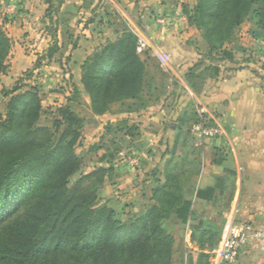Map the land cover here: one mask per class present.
Segmentation results:
<instances>
[{"label":"trees","instance_id":"1","mask_svg":"<svg viewBox=\"0 0 264 264\" xmlns=\"http://www.w3.org/2000/svg\"><path fill=\"white\" fill-rule=\"evenodd\" d=\"M56 1L57 6L62 2ZM46 2L49 15L52 0ZM100 9L86 20L90 37L72 41L69 58L78 67L81 91L95 116L109 112L114 103L136 100L145 74L134 34L112 29L105 36L111 28L109 12L106 6ZM183 15L188 26L201 32L204 56L213 61L230 60L232 49H241L234 35L245 22L249 36L264 41V0H196L192 8L184 3ZM5 22L0 12V75L8 68L10 49ZM202 67L199 61L184 77L195 94L204 86ZM23 80L1 90L7 101L0 114V264H172L174 253L182 261L176 235L165 222L173 217L191 227L192 198L199 191L189 186L184 194L176 192L174 175L167 171L150 190L152 205L135 220L121 221L114 209L97 203L108 169L99 167L70 185L83 167L75 145L84 119L62 106L43 124L38 91ZM112 128L113 123H106V134ZM125 129L129 136L135 130L138 134L137 127ZM119 150L111 139L105 148L108 161ZM208 258L200 253L197 264H208Z\"/></svg>","mask_w":264,"mask_h":264},{"label":"crops","instance_id":"2","mask_svg":"<svg viewBox=\"0 0 264 264\" xmlns=\"http://www.w3.org/2000/svg\"><path fill=\"white\" fill-rule=\"evenodd\" d=\"M187 2L62 0L57 12L58 16L63 14L69 19L70 30L78 29V36L89 38L86 20L106 6L109 14L116 15L126 25L125 30L141 32L152 47L169 55L170 69L169 72L164 70V80L160 74L162 67L150 52L141 55L149 79V86L144 84L142 94L150 102L134 115L142 134L141 140L148 141L152 148L161 142H171L172 146L183 144V128L194 136L200 154L187 153L179 163L183 175L194 177L193 188L199 194L192 198L193 219L191 227L186 225L183 240L188 250L185 254L180 247V251L183 256H188L189 264H197L200 253L209 255L208 264H214V251L229 217L252 233L264 231V41L252 39L248 34L249 24L245 22L235 30V45L241 49H232V59L213 61L205 57L204 47L193 41L197 38V31L187 25L183 15L182 3ZM48 7L46 0H0V12L6 19L2 29L10 42L6 59L8 68L0 75V96L2 88L11 87L32 70L33 75L25 78L23 83L34 86L43 95L52 91L46 97L52 96L53 101L62 104L63 101L53 93L62 91L56 86L59 76L56 62L62 59L61 62L66 63L73 51L71 45H68V51L61 49V25L53 21L55 15L52 11L47 15ZM8 8L13 10L7 12ZM79 16L83 17L77 28L71 17ZM48 27L53 28V38L46 31ZM53 45L57 50L50 53ZM199 61L205 69L204 86L200 94H195L184 77ZM68 80L70 87L67 91H73L71 76ZM84 104L89 112L87 118L115 121L116 115L113 114L93 115L86 98ZM69 106L73 108L71 104ZM195 112L207 113L209 124L220 127L221 134L199 140L192 131L193 120L187 119ZM169 119L175 121L169 122ZM139 156L136 158L139 178L144 177L151 166L157 169L166 163L172 167L178 161L165 155L163 159L155 158L146 165L144 153ZM105 185H108L106 181L103 187ZM235 264H264V238L250 239L240 250Z\"/></svg>","mask_w":264,"mask_h":264},{"label":"rangeland","instance_id":"3","mask_svg":"<svg viewBox=\"0 0 264 264\" xmlns=\"http://www.w3.org/2000/svg\"><path fill=\"white\" fill-rule=\"evenodd\" d=\"M187 1L189 2L187 3L189 4L190 8H192L196 0ZM183 5L184 3H182V8ZM52 7L53 9H51V11L55 15V19H53V21L57 25H61V49H63L64 51H68V45H71L72 41L75 39L74 37L76 35L78 37L79 35V33H77L78 29L77 31L76 29L70 30L67 24V22H69V19H65L63 14L58 16L56 0H52ZM79 17L74 18L76 20L71 17V22L73 21L72 23H74L77 28L83 16ZM49 19L52 21V18ZM108 22L111 24V28L107 29V31L105 32V36L110 35V31L112 29L121 32L126 28V25L120 22L116 15L109 14ZM191 28L196 30L198 33L197 38H195L193 41H198V44L202 48L205 47L201 38V32L194 27ZM46 31L48 35L52 36V38L54 37L53 28L48 27ZM136 33L141 34V32L137 30ZM83 45L84 47L86 46V44L84 43ZM56 50L57 48H55V52ZM141 58H143V56H141ZM61 60L62 59L56 62V67L59 71V76L56 78V86L57 88L59 87L62 91H54L53 93L55 94V97L57 99H61L63 101L62 104H60V102L57 100L53 101L52 96L51 98L46 97V95H51L52 91H47V94L44 93V95L38 91V94L41 100L40 104L43 112L41 122L43 124H48L49 121L54 117L55 109L62 106H69L70 104L73 108H71L70 106L69 107L71 109H75L77 111L76 114L84 119L83 126L80 130V138L75 145L76 154L83 160V167L78 173L70 178V185L75 183L80 178V176L88 174L99 167L108 169L109 171L104 174L103 178L104 182L106 181L108 185H105L106 187H103V183L97 191V203L105 204L114 209L119 215V219L124 222L135 220L138 215H140L152 205V201L148 199V196L151 195V187H154L157 181L163 182L164 173H166L167 171L172 172L174 175L173 187L176 189V192L184 194L185 187L194 186V177L183 175V169L181 167V164L179 163L181 162V158L187 153H190L193 156L200 154L199 146L195 141L194 136L186 128H183L181 133L183 144L177 143L172 146L171 142H161L158 145H153L155 147L152 148V146L148 144V141H142V134L140 133L139 127L137 126L136 116L134 115V113L136 114L137 111L144 110L146 108V105H148V102H150V100L144 97V93L142 94V92L136 100H125L111 105L110 110L107 113L116 115L115 121L111 120L106 122L105 118H101L102 121L95 120L93 118H87L89 112L87 111V107L84 104V98H86V101L88 103L89 111L91 110L88 98L81 91V86L79 85L78 67L77 65L72 64L73 60H66V63H62ZM144 64L146 65L145 60ZM162 69L160 68V74L162 76L161 80H164V78H166L164 77L166 73L164 72V69L163 71ZM31 71L32 70H29L27 74H23L24 79H27V77L30 78L33 75ZM71 71L72 73H70ZM54 73H57V71L55 70ZM70 76L72 81L71 86L73 84V86L78 89L77 93H75L74 91H67L70 87V85L68 84L70 83V81L68 80ZM148 81L149 79L145 66L143 86L144 84L146 87L149 86V83H147ZM6 101L7 98L6 100H4V98L0 100V114L4 113ZM194 110H196V108ZM191 114L192 113H190L187 119L189 120L191 118L193 120L192 124H195L199 115L197 114V112L194 113V116H192L193 114ZM202 115L206 119H208L207 113L202 112ZM121 121H125V125L121 124ZM174 121L175 119H169V122ZM105 122L113 123V128L109 134H106L105 132L106 124L104 126L102 125V123ZM125 126L128 128L133 127V129L137 127V136L136 130L132 131V133H134V136H129L128 134H126ZM111 139L119 144L120 150L114 156V159L108 161L107 154L105 153V148L108 146ZM112 148L113 147L110 148V151H112ZM151 148L154 150H151ZM142 153H144V157H146L147 159L146 165L148 162L152 163L155 158L158 159L159 157H161V159H163L165 155H168L169 158H177L178 161L174 162L176 164L172 167L166 166V163H164L161 168L157 169L151 166L145 176L139 178V176L136 174V158L138 159L139 154ZM168 159L167 163H169ZM165 227L170 232H173V234L176 235L175 244L179 247L178 252L180 251L181 247L183 252L186 254L188 249L186 248L185 242L183 241L186 233V225H183L180 223V221L174 219L173 217H170L165 222ZM183 258L184 259L180 261V257L178 256V254L174 253L172 257V264H189L188 256H183Z\"/></svg>","mask_w":264,"mask_h":264},{"label":"built area","instance_id":"4","mask_svg":"<svg viewBox=\"0 0 264 264\" xmlns=\"http://www.w3.org/2000/svg\"><path fill=\"white\" fill-rule=\"evenodd\" d=\"M12 10V8H8L7 12H11ZM132 33L136 37V52L140 55L150 52L151 56L159 62L162 68L166 72H169V55L158 48L152 47L143 34L136 32ZM198 115V121L193 125L192 131L196 134L199 140L216 137L221 134L220 127L214 123L209 124V121L202 115V113H199ZM137 165L136 161V167ZM262 238H264V231H256L252 233L245 225L235 223L233 217H229L225 223L218 246L214 251V264H235L240 250L250 239Z\"/></svg>","mask_w":264,"mask_h":264},{"label":"water","instance_id":"5","mask_svg":"<svg viewBox=\"0 0 264 264\" xmlns=\"http://www.w3.org/2000/svg\"><path fill=\"white\" fill-rule=\"evenodd\" d=\"M0 100H2V97L0 96Z\"/></svg>","mask_w":264,"mask_h":264}]
</instances>
